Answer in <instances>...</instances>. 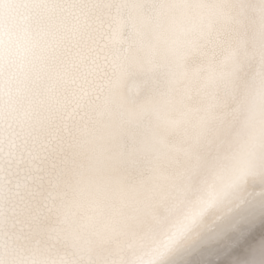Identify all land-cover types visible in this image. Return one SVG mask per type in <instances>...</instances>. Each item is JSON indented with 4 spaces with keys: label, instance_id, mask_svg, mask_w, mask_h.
<instances>
[{
    "label": "snow or ice",
    "instance_id": "obj_1",
    "mask_svg": "<svg viewBox=\"0 0 264 264\" xmlns=\"http://www.w3.org/2000/svg\"><path fill=\"white\" fill-rule=\"evenodd\" d=\"M12 7L85 39L48 50L47 91L22 112L6 111L0 71V264H165L212 231L225 170L264 166V0H0V62ZM112 9L146 35L139 52L87 23ZM132 70L141 102L120 89Z\"/></svg>",
    "mask_w": 264,
    "mask_h": 264
},
{
    "label": "bare ground",
    "instance_id": "obj_2",
    "mask_svg": "<svg viewBox=\"0 0 264 264\" xmlns=\"http://www.w3.org/2000/svg\"><path fill=\"white\" fill-rule=\"evenodd\" d=\"M4 16L7 24L4 59L0 62L4 78L2 101L6 111L19 113L47 91L44 61L48 50L58 48V58L68 51L75 53L85 37L79 33L69 35L62 30L66 22L60 14L41 9L12 7L4 11ZM254 20L255 12L249 9L241 23L250 26ZM87 23L100 31L111 48L134 47L139 52L140 41L147 38L128 20L126 12L116 9L92 13ZM120 89L137 102L151 95L144 75L135 70L121 80ZM224 178L225 201L216 214L208 217L212 231H202L191 245L170 254L165 264H186L189 253L196 249L202 250L201 264H264V166L241 162L227 168ZM216 215L221 219L217 220ZM233 225L237 229L243 226L242 234L233 232Z\"/></svg>",
    "mask_w": 264,
    "mask_h": 264
}]
</instances>
